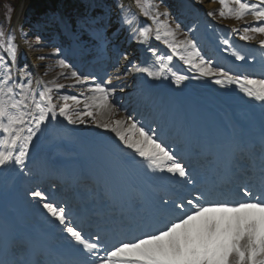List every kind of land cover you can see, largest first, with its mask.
I'll use <instances>...</instances> for the list:
<instances>
[{"label": "snow or ice", "instance_id": "6c2138e0", "mask_svg": "<svg viewBox=\"0 0 264 264\" xmlns=\"http://www.w3.org/2000/svg\"><path fill=\"white\" fill-rule=\"evenodd\" d=\"M218 2L221 18L252 16L253 23L243 27L241 40H252L254 37L249 33L264 35V0H233V7H229L228 0ZM134 4L143 17L157 26L154 39L163 40L169 50V54L160 56L149 46L148 51L158 56L159 71L134 64L132 67L136 72L159 79L170 71L172 81L179 86L189 79L171 69V62L179 59L198 74L194 78H207L222 87L235 85L248 98L264 104V74H233L215 66L212 60L201 54L194 40L176 39L180 25L173 29L167 19L162 21L161 16L166 18L170 14L160 12L153 0H134ZM118 7L124 11L123 5ZM129 14L132 18L124 16L123 23L131 26L136 14L130 9ZM207 15L213 17L217 13L209 11ZM14 31L9 38V34L0 29V168L14 165L23 171L34 137L57 116L71 125L84 124L85 118H91L97 127L115 133L124 147L148 162L151 170L171 174L193 189L187 196L177 199L161 197L155 212L163 215L150 230L113 238L111 242L105 241L98 233H85L71 221L65 206L49 201L40 191H34L32 196L44 201L43 210L58 222L70 246H74L72 258L63 264H264V155L261 156L258 176L234 184L228 191L201 190L196 187L195 176L188 165L153 130H146L132 115L114 121L97 120L87 98L81 99L83 93L63 96L65 103L57 108L53 102V87L34 81L26 66L16 68L18 47L13 42ZM132 31L133 39L144 43L153 30L150 26H140ZM232 31L238 33L240 30L233 28ZM223 43L229 45L227 39ZM259 47L264 49V39L259 41ZM54 52L59 53L60 49H54ZM231 55L238 61L246 59L236 51ZM59 66L71 67L65 60H60ZM71 78L74 85L97 80V77H85L77 71L71 72ZM64 87L63 84L55 85L57 91ZM89 91L93 93L92 99H97L98 94V107L105 109L104 115L110 116L116 111L112 99L116 86L111 79L94 83ZM68 100L77 106L83 104V108H73L66 102Z\"/></svg>", "mask_w": 264, "mask_h": 264}, {"label": "rangeland", "instance_id": "374dc122", "mask_svg": "<svg viewBox=\"0 0 264 264\" xmlns=\"http://www.w3.org/2000/svg\"><path fill=\"white\" fill-rule=\"evenodd\" d=\"M22 2L23 0L19 1V4L16 5L15 10L8 8V6L5 7V9L8 10L6 12V15L11 16V21L14 22L15 27L17 26L16 22L20 18V9L23 7ZM153 2L154 4L158 5L160 12L167 11L170 14L166 18L161 16L160 19L162 21L167 19L169 25L173 29L176 28L177 24L180 25V28L176 30V39L178 41H182L185 38L194 40L201 50V54L206 59L212 60L215 66L223 67L231 73H233L232 71H234L233 74H255L257 76L260 75L261 68L258 67V64L263 65L262 62L264 61V56L262 57L259 51L257 55V53L253 50V47H255V45H257L260 40L264 39V35L249 33V35H252L254 37L252 40L244 41L240 39V34H243V27L246 24L251 25L253 23V18L251 15H246L243 19H234L230 16L228 18H221L218 15V11L221 9V5L219 4L218 0H153ZM228 3L229 7L235 6L233 4V0H228ZM118 5L124 6L123 12L121 8L118 7ZM129 9L131 10V13L136 14V19L133 20V24L131 26L123 23L124 16L127 15L129 19L132 18L129 14ZM135 11L136 9L131 3L123 0H95L89 1L85 6H83V4L79 3L78 1H64L57 12L59 14L56 18L55 16H45L41 22H36L35 20V28L29 29L30 32L24 34V36L21 38L24 46L30 48L28 50H33V52L31 53L25 50V48H21L19 46L17 52L16 68L24 69L25 66L28 67L33 74L34 80H39L42 82V84L47 83L48 86L53 87V102L57 104L58 108L65 103V101L63 100V96H79L81 93H83V91L78 90V88L73 86L74 80L71 77H66V79L60 83H53L51 80L55 76L63 75L66 72H69L67 71L68 68H61L60 66H58L56 73L53 74L54 70L52 69V65H59L60 60H64L65 56H71L75 53V50H77L78 55L76 56L74 64H76V62H81L80 64L83 66L85 65V60H82V58L86 57V53L91 54V57L92 53L95 55L98 54L103 57L106 56L107 51L114 53L117 55L116 60L120 64L118 68L119 71L123 70L124 68L131 69L129 77L134 74V72L132 71H135L132 66L134 64L140 66V58L145 57L147 59H151L152 62L156 63L159 66L158 56L153 55L148 51L149 46L156 49L158 55L160 56L169 54V50L165 48L166 45H164L163 40L156 41L153 38L157 26L152 23L149 18L146 17L145 19L147 20L148 24H140L139 21L141 19V16ZM209 11L216 12L217 15L210 17L207 15ZM56 21H58V23H56ZM58 24L59 28H56ZM140 26H150L153 30L150 34L149 40L144 43H140L136 39H133L134 33L132 29L138 28ZM60 28L63 31H60ZM233 28L239 29L240 31L238 33H234L232 31ZM48 31H51V34L56 37L54 40H51L49 38L52 35H50ZM60 32L68 35V38L71 39L68 42L71 45H67L66 47L63 46L64 44H61V42L57 41L58 39H60ZM8 34L9 38H11V28L9 29ZM225 39L229 41V45H225L223 43ZM17 40L15 38V41ZM226 48L228 49L227 51H225ZM54 49H60V52L55 53ZM233 51H236L238 52V54L245 56L246 59L243 61H250L254 67V72L244 73L242 70H239V72H237V69L235 68L238 66V64H233L230 60L231 58L236 61L235 57L231 55ZM40 57H44V59H40ZM66 63L70 65L69 61ZM41 66L48 67H44V70H47L44 72V74V70L42 68L40 69ZM170 67L173 71L188 76L189 79L184 81V83H182L181 85L189 84V86H193L194 90H197V88L200 89L199 92L196 91L197 93H199V95H205L206 93L204 94V92L206 90L209 93H212L213 91H211V89H213V87H221L220 85H216L210 79L194 78L198 74L194 70L190 69L187 65H184L183 62L179 59H174V61L171 62ZM71 68L72 65L71 67H69V69ZM166 72L165 74H168L166 78L170 80L171 72ZM135 73L140 74V72L136 71ZM99 76L101 75L99 74L98 77ZM162 78L163 76L160 77L157 81L154 79L155 81H151L150 83H156L157 86L158 84H161L159 89L163 87L166 91H168L169 94L167 95L166 102L169 105H172L171 103H173L176 106L181 107L194 100L193 98L195 97L191 96L190 92L176 89L167 81H161ZM109 79L112 80L113 85L118 84L119 81L124 83L126 81V79L124 78L118 80L116 76L114 78H109L106 75L104 77H101L100 81L103 82ZM163 82L167 84L164 85L165 83ZM57 84H63L65 85V87L57 91L55 89V85ZM135 84L136 85H133L132 87L127 86V89L124 87H120V92L118 94L112 95V99L115 101V104L119 110V105H123V101L126 97L127 91H130L133 88H137V86H139V84ZM89 85L93 86L94 84L90 83ZM232 89L237 90L238 87ZM236 92H240L239 89ZM88 97L90 98V102H92L91 100H93L95 103L96 101H99L98 95L97 99H92V95ZM81 99L85 100L83 97H81ZM208 100H205L206 103L202 100H197V102L204 105V107L207 106L210 108L211 104L210 100L209 102ZM66 102L73 108H83V104L77 106L71 100H68ZM249 103L254 104L255 108H257L259 104L258 101H254L252 99L247 102V104ZM95 105L96 106L93 111L95 113L96 119L100 120L97 117H99V113H101L102 109L98 107L97 103ZM91 106L94 107L93 105ZM124 106L125 109L123 108V110H125V116H127V112L131 111V109L129 107V104ZM85 119L86 122L84 124L76 125L68 124L63 117L59 116H57L56 120H50L48 124L44 126L42 130L37 134V136L34 137L33 142L30 146L29 155L33 153V150H36L33 145L38 143V146H40L43 141L44 146H47V148L44 147L47 151L49 150L50 145H52V148L59 149L63 152L64 155L67 154L68 156L65 155L67 156V158L70 157L69 154L71 153L72 155L77 157L81 152L82 138L92 139L94 137V135H92V132L94 131H90L92 130L91 128L95 129V123L92 122L91 118ZM141 124L146 128V130L151 129L153 130V132L157 131V127L154 125H150L147 121H142ZM125 127L127 126L125 125ZM83 129L89 130V132L84 131V133L82 131ZM82 133L86 134V137L83 136ZM95 137L97 139L102 138V136ZM101 140V142H104V139ZM119 147L122 148L124 147V145H120ZM119 150L123 151L124 154L129 153V156L125 157L126 159H128L132 155L130 149L122 148ZM120 155L121 157H123L122 154ZM54 156L56 157L54 158L55 161L58 160L59 157L62 158V155L60 153H58V155L55 154ZM18 169V166L12 165V173H15Z\"/></svg>", "mask_w": 264, "mask_h": 264}, {"label": "bare ground", "instance_id": "6f19581e", "mask_svg": "<svg viewBox=\"0 0 264 264\" xmlns=\"http://www.w3.org/2000/svg\"><path fill=\"white\" fill-rule=\"evenodd\" d=\"M64 38L65 39L68 38L66 34L64 35ZM77 55H78L77 50H75V53L72 54V57L65 56L64 60L66 62L69 61V63H71L73 60H75ZM82 60H85L87 62L86 63L87 68H84L85 65H84V67H81L80 69H77L75 66H73L71 69H69V68L67 69V71H69V72H66L63 75L55 76L53 79H51L52 82L53 83L62 82L63 80L66 79V77H71L72 71H77L78 73L83 74V76H85V77H87V75H89V76L98 75V73L103 75V73L106 71L105 75H109V76H111V78L116 76V78L119 77V79H121V78L126 79L125 83L124 82L119 83V86H117V88H120L121 86H126V87L131 86L132 87L133 85H136L135 83L141 84L142 88H137V89L133 88V91H131V93L128 94L127 98L123 102V103L131 102L136 106L139 105L138 110L140 112H143L144 109H146L149 112L155 113L156 108H155L154 104H151V101L154 99V96L155 97L158 96L159 100H160L163 96L169 94L168 91L165 90V88L161 87V89H159L161 84H158V86H157L156 83H150L151 81H155V80L157 81L158 79L154 80V78H152V77L150 78V77L146 76V74H144V73L140 72V74H139V73H135V71H132V72H134V74L129 77V75L131 73V69H128V68H124L123 70L119 71L118 68H119L120 64L117 63L116 57L113 54H109L108 57H106V59H104V60L99 59V60H97V62H95V60H92L93 63H90V60L88 62V57H83ZM139 62H141L140 63L141 67H149L153 71H159V69H156V68H159V66L156 63L152 62L151 59H147L144 57V58H140ZM52 66H53L52 69L54 70L53 74H55L57 67L59 65L55 64ZM44 67L46 68L47 66H44ZM44 67L41 66L40 69L42 68L44 70ZM28 71H29V68H28ZM45 71H47V70H44L43 74ZM167 75L168 74H164L161 81H165V82L167 81L169 84H171L176 89H179L181 91L185 90V91L190 92L191 96L195 97V98H193L194 101H192V102H195L196 100H199V101L202 100L203 102H205V100L206 99L208 100V98H209L210 104H211L210 108L204 107L206 109L204 110L201 108L202 110L200 111V110H198L199 106H197L198 105L197 103H194L195 105L193 106V104L189 102V106L187 104V106L184 108V111H186V109H189V111L193 112L195 110V108H197V110H195V117L198 113V115L201 116V120L199 121L200 124L204 123V124L212 125L211 131L213 130L214 127H216V129L218 130L219 126L224 124V122L222 124L218 120L220 118L221 114L224 115V117L221 116L223 121H225V122L227 121V123L233 124V123H235L234 119L232 118L233 113H240V111H241L240 114H242V115L239 114V117L242 118L244 114L249 112V115H250L251 112L256 111V110L254 111V109H255L254 104H252V103L247 104V102L251 99L248 98L247 96H245L240 90H239L240 92H236V91H238V89L233 90L232 88H228V87H225L226 88L225 89L222 86L221 87H215V88L213 87V89H211V91H213L212 93H209L206 90L205 92L203 91L204 94L206 93L205 95H199V93H197V92H199L200 89L197 88V90H194L193 86H189V84H187V85L183 84V85L177 86L172 81V79L169 80L166 78ZM89 81H88V83H85V84L74 85V87L78 88V90L83 91V94H84L83 98L84 99L87 98L86 102L94 106V107H92V110H93L96 106L95 104L96 103L99 104L100 102L96 101V103H95L93 100H91L92 102L89 101L90 98L88 96H90V95L93 96V93L89 91V88L91 87V85H89ZM165 82H163V83H165ZM166 84L167 83H165L164 85H166ZM147 87H148V89H146ZM117 91L118 90H116L115 92L117 93ZM209 100H208V102H209ZM142 103H144V105H145L144 108H141ZM258 108H259V105L257 106V110H258ZM217 110H218V112H217ZM104 112H105V109H102L101 113H99V117H97V118L100 120H109L110 119V120L114 121L116 119H123L125 117V110H123V106L120 108V110L117 108L116 111H114L110 116L104 115ZM256 113H257V111H256ZM158 115L161 118H164V115L162 113H159ZM236 115H238V114H236ZM149 119L152 120V117H149ZM166 120L164 122L160 123V125H162L163 127L167 126V125H165ZM258 120L261 121L262 124H264V119H262L258 116ZM85 129H83L82 131L83 132L84 131L89 132V130H85ZM91 129L92 130L90 132L94 131V132H92V135H94V137L92 139L91 138L90 139L82 138V141H81L82 146L80 144V146L82 148H81L80 154L77 156L78 160L76 163L71 164L70 162H67L66 160L68 158L64 157L63 152L60 151L59 149L57 150V149L52 148V145H50V148H49L47 154L44 155L43 152L38 153L35 156L34 160H31V163H32L31 166L34 168H38V167L41 168L42 169V170H40L41 175L45 176L46 177L45 180L48 182H49V180H51L53 178L54 179L52 181L56 182L55 180H57V177L55 176V174H58V173H55V172H58L59 169L62 170L61 173H63L64 176L65 175L68 176L67 179L70 178V176H71V179H73L74 182H76L78 180H82V182H84L85 179L87 178L84 174L85 170H88L87 164L92 162L93 157L94 158L96 157L100 162L104 160V162H103L104 170H111L112 167H111L110 163L113 161V164H116V166L117 165L120 166V162H121V165L123 166V168H121V170H125V169L127 170L128 169L129 172L135 171V169H134V167H136L135 163L124 161V160L123 161L119 160V157L117 155V150L122 149V148H126V147H122V148L119 147L120 145H123V144L118 140L115 133L111 132L110 130H106L104 128H100L97 126H95V129L94 128H91ZM84 133H82L83 136L86 135ZM95 136H97V137L102 136L101 139H104V142H101L102 140L97 139ZM195 142H197V140ZM198 144L199 143H197L196 145H198ZM44 147L47 148L46 145ZM119 151H121V150H119ZM58 153H60L64 157L62 159L59 158L60 161L57 165H59L60 167L51 168L52 163L49 162V158L53 157V155H55V154L58 155ZM137 157L140 158L139 156H137ZM39 159L48 162V163H45L47 165V167L42 168V166H40V163H38ZM140 160L141 161H140L139 165L142 166L144 163L142 161V158H140ZM41 162H43V161H41ZM106 163H108L110 165H107ZM1 169L2 170L0 172H2V173H0V202L1 201L4 202L5 206L9 207L8 217L4 216V218H6V220H9V219H13V217L17 218L16 216H14L12 214L11 211H13V208L10 206L9 203H12V206L14 207V209L16 208V211L23 206H21L22 204L20 203L17 206L19 208L16 207V204L18 203V201L16 199H13L12 196H10L8 194V190H6L5 186H4V184L6 183L5 180H7V184H9L10 182L13 181L14 176L12 178L11 175H9V174L5 175L6 167L1 168ZM129 169H134V170H129ZM147 169H149V171H150L149 174L145 173V174L141 175V177H139L140 180L145 181V179L156 180V179L163 178L159 175L158 171H153L150 168H147ZM51 172H54V173H51ZM16 173H17V171H16ZM38 176H39V174H38ZM117 177L120 178V181H123V178L119 174H114V179L118 180ZM136 178L138 179V177H136ZM26 182L27 181L25 180V183ZM25 183H23V185H22V182H20V183L17 182L16 184H17V187L24 186V185L28 186L27 183L26 184ZM152 183H155V182H152ZM129 184L130 183H128V182L126 183L127 186Z\"/></svg>", "mask_w": 264, "mask_h": 264}, {"label": "trees", "instance_id": "16d2710c", "mask_svg": "<svg viewBox=\"0 0 264 264\" xmlns=\"http://www.w3.org/2000/svg\"><path fill=\"white\" fill-rule=\"evenodd\" d=\"M20 0H0V12L3 13V10L6 6L8 8L14 9L18 5ZM59 0H24V12L22 17V24L27 20L30 21L29 17H40L45 11L55 10ZM85 1V0H80ZM5 11H8L5 9ZM3 23V22H2ZM1 24V20H0ZM6 23H3L2 26H6ZM1 27V26H0ZM2 29V28H1ZM4 29V28H3ZM2 29V30H3Z\"/></svg>", "mask_w": 264, "mask_h": 264}]
</instances>
